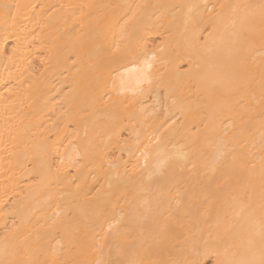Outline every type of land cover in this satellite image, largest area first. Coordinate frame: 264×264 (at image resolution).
Instances as JSON below:
<instances>
[{
  "label": "bare ground",
  "instance_id": "bare-ground-1",
  "mask_svg": "<svg viewBox=\"0 0 264 264\" xmlns=\"http://www.w3.org/2000/svg\"><path fill=\"white\" fill-rule=\"evenodd\" d=\"M0 264H264V0H0Z\"/></svg>",
  "mask_w": 264,
  "mask_h": 264
}]
</instances>
